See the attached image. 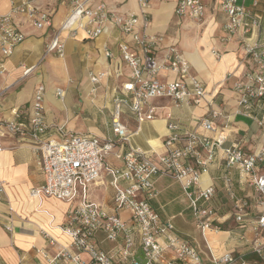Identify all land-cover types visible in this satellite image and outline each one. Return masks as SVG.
<instances>
[{
	"label": "built area",
	"instance_id": "1",
	"mask_svg": "<svg viewBox=\"0 0 264 264\" xmlns=\"http://www.w3.org/2000/svg\"><path fill=\"white\" fill-rule=\"evenodd\" d=\"M69 9L57 26L53 23L54 8L43 6L35 0H11L8 12L0 13V71L4 59L13 55L25 39L24 27L48 29L51 37L45 44L43 59L47 54L63 55L62 32L71 36L82 29L91 39L98 38L106 25L116 27L131 43L121 42L118 52L128 67L125 81L114 88L110 128L113 137L77 132L52 134V126L44 119L45 87L39 84L29 104L27 118H0V153L5 149L4 139L17 137L27 140L37 152V166L42 183L29 190L31 197L50 196L71 202L61 231L69 240L48 258L46 264H254L248 254L264 264V40L259 39L261 16L249 13L239 0H219L225 15L221 41H231L241 35V60L247 69L234 82L235 113L251 118L261 131V142L246 148L239 138H231L227 128L229 116L214 95L208 96L205 84L191 72L190 63L173 45L158 54L159 36L147 30L150 23L149 8L155 0H136L138 12L115 14L105 2L93 0H66ZM256 2H254V5ZM174 14L200 22L205 17V0H177ZM212 53L219 58L218 50ZM104 54L112 53L104 47ZM37 64L24 67L26 76ZM174 74L175 78H162L160 73ZM108 75L106 71L90 73L92 84ZM56 95L64 91L56 88ZM168 99L174 106L198 105L205 102L200 117L201 131L179 134L178 124L168 122L171 131L163 141L165 151L150 155L130 138L140 124L157 118L154 99ZM129 113L136 121L130 131L122 117ZM58 130V128H57ZM205 132L215 133L208 136ZM230 140L228 145L226 141ZM128 146V150L116 146ZM112 155L118 162L106 161ZM212 164L222 167L221 177L229 199V210L222 214L212 205L216 196L213 183L203 184L201 176ZM240 177L251 193L238 194L233 187L232 170ZM111 178L114 188L113 210L107 211L100 203L91 201L87 188L102 178ZM169 177L180 183L188 201L193 220L202 238L205 251L197 244L181 238L171 218H162L153 208L151 200L158 191L154 178ZM125 212L127 216H122ZM226 215V217H225ZM229 226L224 228L223 222ZM232 226V227H231ZM103 240L113 242L109 250L99 247L97 233ZM234 233L248 253L213 249V236ZM248 232V233H247ZM56 240H50L53 244Z\"/></svg>",
	"mask_w": 264,
	"mask_h": 264
},
{
	"label": "crops",
	"instance_id": "2",
	"mask_svg": "<svg viewBox=\"0 0 264 264\" xmlns=\"http://www.w3.org/2000/svg\"><path fill=\"white\" fill-rule=\"evenodd\" d=\"M35 1L54 8L55 26L60 24L69 9L66 0ZM97 2H105L109 11L115 14L138 12L136 0H93V4ZM176 2L177 0H155L149 8L150 23L147 31L161 38L157 43L158 54L169 45L175 46L190 63L191 72L205 84L208 96L214 95L228 114V127L221 126L219 129L230 131L231 138L241 139L246 148L256 147L261 142V131L257 124L251 118L235 113L236 97L232 86L247 69V65L241 60V35L228 42L220 40L224 32L225 15L219 7V0H205L207 25L196 28L192 26L196 21L179 19L174 14ZM239 2L249 13L261 16L258 35L259 39L264 40V0ZM10 6L11 0H0V13L8 12ZM216 18H220L222 22L221 36L218 39L214 36L217 31ZM180 22H185L182 23V31L176 30L174 26ZM24 30V41L12 56L4 59V69L0 71V118H27L35 89L43 84L44 119L52 126L54 136L60 137L61 132H77L96 135L102 139L113 137L110 120L114 88L125 81L129 74L128 67L120 59L118 46L124 41L132 44L130 36H123L116 27L109 24L95 39L88 38L82 29L74 36L64 31L63 55L47 54L41 59L45 44L51 37L50 30H36L28 26ZM201 30V35L194 37ZM105 46L112 53L110 60L104 54ZM213 49L220 52L219 58L212 53ZM32 64H37L36 68L23 76V68ZM99 71H106L108 75L99 83L92 84L89 74ZM160 75L162 78L176 77L163 72ZM56 88L64 91L62 97L56 95ZM151 103L156 107L157 118L140 124L138 132L130 138L131 145L140 147L150 155L163 153V141L171 132L167 128L168 122L178 124L179 134L201 131L200 117L204 113L205 102L174 106L168 99L162 98L154 99ZM122 119L130 131L135 129L136 121L131 114H124ZM205 134L215 135L211 132ZM229 143L230 140L225 145ZM4 144L6 147L0 153V264H46V257L51 258L61 245L68 243L69 238L61 231V225L72 203L50 196L31 197L30 188L40 185L43 180L37 166V152L29 141L19 140L17 137L5 138ZM116 149L126 151L128 146H116ZM106 161L111 165L118 163L112 155ZM221 174L222 167L212 164L202 174L201 180L203 184L215 185L217 192L212 205L226 214L229 199ZM232 174L233 187L237 193H251L246 184L245 191L241 190L236 169L232 170ZM154 185L158 195L151 200L153 208L162 218L172 219L181 238L197 244L201 251H205L180 183L169 177L159 176L154 178ZM113 193L111 178L104 173L99 181L87 188L88 199L100 203L109 212L113 210ZM122 216L127 214L122 212ZM223 226L225 229L230 227L228 221H224ZM51 238L56 242L51 244ZM103 238V233H97L99 247L109 250L114 243ZM212 240L213 249L217 253L226 250L248 253L234 233L222 232L214 235ZM247 256L252 255L249 253ZM55 264H61V261L58 260Z\"/></svg>",
	"mask_w": 264,
	"mask_h": 264
},
{
	"label": "rangeland",
	"instance_id": "3",
	"mask_svg": "<svg viewBox=\"0 0 264 264\" xmlns=\"http://www.w3.org/2000/svg\"><path fill=\"white\" fill-rule=\"evenodd\" d=\"M220 18H216V21H217V27H216V29H217V31L215 32L216 34L214 35L217 39L221 36V31H220V27H221V20H219ZM183 22H180V24H175L174 26H175V29L176 30H179L180 29V31H182L181 30V26L185 23H183ZM189 23V22H188ZM207 25V20L205 19V17L200 21V22H194V23H192V26H194L195 28L197 27V26H206ZM202 31L203 30H201V31H197V33L198 34H195V36L194 37H198V36H200L201 35V33H202ZM190 32H191V30H190ZM192 36L194 35V34H191ZM220 53V52H219ZM232 227V226H231ZM227 229V228H226ZM248 259L251 261V262H254V264H262V262L258 259V258H256V257H254V256H249L248 257Z\"/></svg>",
	"mask_w": 264,
	"mask_h": 264
}]
</instances>
